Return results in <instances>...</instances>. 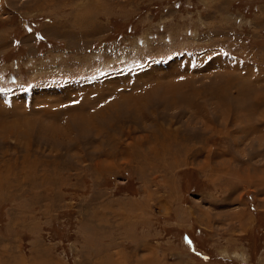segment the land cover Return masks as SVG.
<instances>
[{"label": "rangeland", "instance_id": "rangeland-1", "mask_svg": "<svg viewBox=\"0 0 264 264\" xmlns=\"http://www.w3.org/2000/svg\"><path fill=\"white\" fill-rule=\"evenodd\" d=\"M0 264H264V0H0Z\"/></svg>", "mask_w": 264, "mask_h": 264}, {"label": "crops", "instance_id": "crops-1", "mask_svg": "<svg viewBox=\"0 0 264 264\" xmlns=\"http://www.w3.org/2000/svg\"><path fill=\"white\" fill-rule=\"evenodd\" d=\"M188 172H191V171H188ZM194 173H195V172H194V170H193V175H194ZM191 174H192V172H191ZM187 175H188V173H184V174H183V179L188 180ZM197 178H198V179H196V180H197L198 182H201V181H200L201 179H200L199 177H197Z\"/></svg>", "mask_w": 264, "mask_h": 264}]
</instances>
